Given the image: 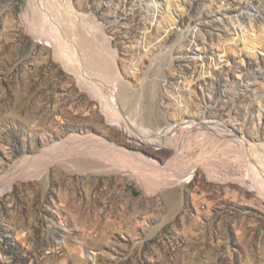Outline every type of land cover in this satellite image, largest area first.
Segmentation results:
<instances>
[{
	"label": "rangeland",
	"instance_id": "374dc122",
	"mask_svg": "<svg viewBox=\"0 0 264 264\" xmlns=\"http://www.w3.org/2000/svg\"><path fill=\"white\" fill-rule=\"evenodd\" d=\"M104 100L150 135L208 120L226 143L186 136L183 164L214 161L184 183L129 169L16 180L0 195V264H264V0H0V176L75 135L161 166L175 155L109 121Z\"/></svg>",
	"mask_w": 264,
	"mask_h": 264
},
{
	"label": "bare ground",
	"instance_id": "6f19581e",
	"mask_svg": "<svg viewBox=\"0 0 264 264\" xmlns=\"http://www.w3.org/2000/svg\"><path fill=\"white\" fill-rule=\"evenodd\" d=\"M57 29H58V27H57ZM54 32H57V30ZM64 32H66V31H64ZM31 33L34 34L36 37H39L41 34L40 31L33 30V29H31ZM58 35L61 36V34H58ZM58 35L56 34V36H58ZM65 35H66V33H65ZM56 38L57 37H53L51 42L54 43L53 45L56 44V47L59 48L61 46V45L59 46V44H62V43L59 42V44H58L59 39L57 40ZM58 38H59V36H58ZM60 39H62V37ZM82 39H85V38H82ZM67 41L68 40H66V42H65V40H64L65 43H67ZM65 46H67V44ZM60 48L63 49V47H60ZM65 48L63 50H65ZM67 50L70 51L69 49H67ZM66 52H65V56H66ZM56 53H57V57L59 59H61V60L63 59L64 65H66V68L69 71L73 72L75 75H77V78L80 82L81 87L86 89L92 96L100 99L101 88H100V86L97 88L95 86L96 84L94 83L95 84L94 85L91 82L90 77H88V74L86 73L87 71H85L87 69L84 70V68H83L84 66L82 67L81 65H79V63H77L78 66H75L74 59L72 57H71L72 59H70V57H69L70 60L74 61L73 62L74 65H72L70 63V61H67L66 57H64L62 55L63 54L62 51H59V53H58V51H56ZM67 54H70V53L67 52ZM70 56H72V55H70ZM74 56H76V55L74 54ZM64 60H66V61H64ZM73 66H75V67H73ZM92 67H93V65H92ZM91 78H92V76H91ZM96 83H98V82L96 81ZM104 108L107 111L109 121H111L113 124L122 128V130L124 129L127 133L130 134V136H134L133 138H135V137L138 138V137L144 136V137H147V139L149 138L150 141H152L153 143H156L157 145L158 144H162V145L168 144L169 146H171L175 150V155L173 157H171L164 166H161L156 161L145 157L141 153L130 152V151H128L122 147L115 146V145L110 144L104 140H101L98 137H94V136H87L86 137V136H81V135H77V136L75 135V136H71L69 139V140H72L74 142L67 143V140H65L61 143L54 144L52 147H49L47 150L40 152L34 158L22 157V158L18 159L14 164L10 165L8 170L0 176V195L3 194L5 191L9 190L10 187L12 186V184L16 180H21V179L25 180V179L34 178V179H37L39 182L43 183L46 179L47 171L51 168H57V169L61 168V169L65 170L67 172H70V173L72 171L74 172L75 170H76L75 172H77V171H82V170L84 171V170L89 169L91 173L96 172L98 174L99 173L109 174V173L125 171V170L129 169L130 171L138 174L139 178H141V181L145 185H149L150 183H152V184H156L159 186V185H167V184H177V183H182V182L184 183V181L189 180V178L191 177L196 165L200 164V166L201 165L207 166V165L213 164V161H214L213 157L208 158V159L202 158L200 161L193 162V163L192 162L191 163L184 162V164H183L182 163L183 159L181 160V156H182L183 150L186 149L188 146L185 143V141H186L185 137L188 135H191L192 137H194V139L195 138L197 139L199 136V138L205 139V141H210V142H212V141L216 142V141H214L216 139L218 142L221 141L222 138H220L219 135H217L218 133L216 134V133H213V131H212V130H214V131L220 130V128H219L220 124L218 122L215 121V122L211 123V121L205 120L199 124L198 122L196 123L194 121H187L185 123V126L188 129L187 134H185L183 137H175V138L170 139L171 134L166 133L165 131H164L165 133L163 135H161V134L160 135H150L149 130H148L149 128L147 129L143 126H140L139 124H136V122H134L133 120H131V119L125 120L124 119L125 121H123V119H121V118L120 119L116 118L115 115L111 111H109V108H110L109 102H105V100H104ZM197 125H200L201 127L206 128V129L200 130L201 133L198 131L191 132V129ZM179 129L176 126L171 127V130L178 131V133L179 132L181 133V130H179ZM208 129L211 131H207ZM151 133H152V131H151ZM185 133H186V131H185ZM198 133H200V134L198 135ZM235 141H237V140H235ZM219 143L224 144L226 142L223 139ZM242 144H244V143H242ZM246 145L249 146L250 144L246 143ZM253 145L254 144H252V146ZM256 145L259 148L258 151H260L261 154L264 156V143L263 144H256ZM254 149H255V147H254ZM247 150L251 151L252 149L248 148ZM247 150L245 148L246 153H250ZM248 161L250 163V161H252V160H248ZM180 163H182V165ZM262 163H264V162H262ZM262 169H263V167H262ZM250 170H251V168H250ZM80 173H82V172H80ZM260 173L261 172H259L257 174H260ZM125 175H127V174H125ZM246 178H247V176H246ZM262 181H263L262 184L261 185L259 184V186H262L264 188V180H262ZM245 183H247V182L245 181ZM251 183H253V182L251 181ZM173 198L174 199H172V200H173V202H175V196H173ZM173 205H174V203H173ZM173 205H172V207H173Z\"/></svg>",
	"mask_w": 264,
	"mask_h": 264
}]
</instances>
